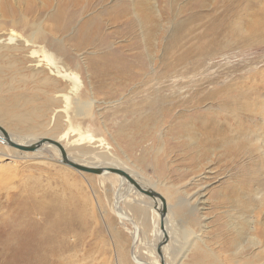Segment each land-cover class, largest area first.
Returning <instances> with one entry per match:
<instances>
[{
  "label": "rangeland",
  "instance_id": "rangeland-1",
  "mask_svg": "<svg viewBox=\"0 0 264 264\" xmlns=\"http://www.w3.org/2000/svg\"><path fill=\"white\" fill-rule=\"evenodd\" d=\"M144 1L0 0V108L10 107L0 126L24 141L51 137L75 161L114 163L160 192L165 264H261L264 142L222 141L257 125L264 135V0ZM177 29L189 39L181 63L183 49L168 44ZM38 46L58 70L44 52L31 57ZM154 76L186 86L161 100L140 85ZM236 83L254 84L249 107L238 95L221 104L222 86ZM0 146L12 156L0 160V264H138L135 249L160 264L158 199L135 191L120 200L134 227L113 208L117 175L78 171L52 148Z\"/></svg>",
  "mask_w": 264,
  "mask_h": 264
},
{
  "label": "bare ground",
  "instance_id": "bare-ground-1",
  "mask_svg": "<svg viewBox=\"0 0 264 264\" xmlns=\"http://www.w3.org/2000/svg\"><path fill=\"white\" fill-rule=\"evenodd\" d=\"M222 1V0H221ZM212 3V2H211ZM216 3V2H215ZM214 3V4H215ZM143 5H144V7L146 8V9H150V5H149V2L147 1V0H145L144 1V3H143ZM198 6H199V4H197ZM216 7V6H215ZM210 8V7H209ZM217 8V7H216ZM219 8V7H218ZM225 9V8H224ZM219 10V9H218ZM199 15V14H198ZM202 15V14H201ZM205 15V14H204ZM207 15V14H206ZM219 16V15H218ZM224 16V15H223ZM195 17V16H194ZM219 18V17H218ZM199 20V19H198ZM240 20V19H239ZM221 22V21H220ZM203 24V23H202ZM201 26V25H200ZM215 26V25H214ZM196 29V28H195ZM175 30V29H174ZM173 30V31H174ZM216 30V29H215ZM204 33V32H203ZM32 34V33H31ZM34 34V33H33ZM207 34V33H206ZM35 35L36 34H34V37H35ZM201 35H203V34H201ZM200 35V36H201ZM212 36V35H211ZM31 37V36H30ZM32 37H33V35H32ZM24 40H25V42L26 43H34V39H26V38H24ZM188 41H189V39H188V37H186V36H182L181 35V30H179V29H177V31H175V33L174 34H172L170 37H169V40H168V44L170 45V46H172V47H175V48H177V49H183V53L181 54V57H178V58H176V59H178V60H176V61H185V59L188 57V53L187 54H185V50H187V44H188ZM30 50H31V57H36L37 56V53L38 52H44V54H45V56L50 60V63L52 62V64L54 65V67H56V69L58 70V65H57V60H56V58L53 56L54 54H52V53H50V52H48V51H46V50H43V49H41L39 46H38V49H31V48H29ZM11 50H13V51H15V50H17L16 48H12ZM36 61V60H35ZM172 61H173V63H175V59L173 60L172 59ZM179 61V62H180ZM37 63H39L40 61H36ZM167 62H169V61H167ZM181 63V62H180ZM165 64H167V63H165ZM14 65V63L12 62V64H11V66H13ZM167 67H169V64L167 65ZM64 73H65V71H63V76H65L64 75ZM119 74H121L122 76H124L125 74H127V71H120L119 72ZM147 78V77H146ZM148 81L147 80H142V83L140 84L141 85V87L142 86H145L146 85V87L148 88V89H146V90H149L148 92L149 93H151V94H153V95H155V97L156 96H158V99L160 98L161 100H165V99H167L168 101H170L169 100V98L170 99H173L174 98V100H175V98H177V97H180V95H177V96H175V95H173V89H174V87L173 86H176V85H179V87H180V85H185L186 86V82L184 81V80H182V79H179V80H172V79H170V78H168L167 77V79H160V82H158V81H156L155 82V76L154 77H148ZM139 80V79H138ZM151 80V82H155L154 84H155V86L153 85V84H151V83H149V81ZM203 81V80H202ZM243 81H245V80H243ZM242 81V82H243ZM211 82V81H210ZM213 82V81H212ZM239 82V81H238ZM191 83V82H190ZM204 83V82H203ZM195 84V83H194ZM193 84V85H194ZM198 84H200V83H198ZM232 84V83H231ZM236 84H238V83H236ZM257 84V83H256ZM202 85V84H201ZM234 85V84H233ZM204 86V85H203ZM228 86V85H227ZM253 86H254V84L253 83H251L250 85L249 84H238V86H236L235 85V87H226L225 86V88H223V86H222V88H221V92H222V94H227L229 97L228 98H223L222 100H221V104L223 105L224 103H228V100H232V98L233 99H235V96L234 95H238V96H242V97H244V101H243V103L245 104V107L246 106H248L249 107V101H250V99H251V97H253V94H252V91L249 89V88H253ZM146 87H144V88H146ZM256 87H257V85H256ZM53 89V88H52ZM55 89V88H54ZM196 89V88H195ZM175 90V89H174ZM177 90V89H176ZM178 90H179V88H178ZM189 90V89H188ZM188 90L186 91V92H188ZM202 90V89H201ZM67 91V90H66ZM163 91H168V93H162ZM192 91V90H191ZM254 91H256V90H254ZM56 92V91H55ZM63 91L61 90V93H62ZM185 92V93H186ZM198 92V91H197ZM203 92V91H202ZM171 93H172V95H171ZM189 93V92H188ZM152 95V96H153ZM232 95H233V97H232ZM148 96V95H147ZM193 96V95H192ZM197 96H199V95H197ZM60 96H59V94H54L53 95V100H54V102H52V98L50 97V96H48V98L46 99L48 102H52V103H58V102H62L61 104L63 105V99L62 98H59ZM26 98H28V97H26ZM30 98V97H29ZM152 98V97H151ZM157 99V100H158ZM13 100V99H12ZM11 100V101H12ZM225 100V102H222V101H224ZM6 101V100H5ZM9 101V100H8ZM7 101V102H8ZM23 101H24V99H23ZM186 100H184V102H185ZM196 101H202V98H198V99H196ZM1 102H3L2 101V99H1ZM10 102V101H9ZM25 102V101H24ZM181 102V101H180ZM180 102H178V103H180ZM19 103V102H18ZM22 103V102H21ZM30 103V102H29ZM163 103V102H162ZM169 103V102H168ZM167 103V104H168ZM239 103H240V101H239ZM242 103V104H243ZM1 104V103H0ZM8 104V103H7ZM16 104V103H15ZM26 104V103H25ZM32 104V103H31ZM51 104V103H50ZM90 104L91 103H89V102H86V103H84L83 104V106H90ZM156 104H158V102L156 103ZM184 104V103H183ZM182 104V105H183ZM244 104H243V106H244ZM252 104H253V102H252ZM3 105V104H2ZM5 105V104H4ZM10 105V104H9ZM19 105V104H18ZM170 105V104H169ZM186 105V104H185ZM221 105V106H222ZM228 105V104H227ZM262 107H263V110H262V112H261V114H259V115H261V118H262V120H263V122H264V102H262ZM26 106H27V104H26ZM25 106V107H26ZM32 106H33V104H32ZM31 106V107H32ZM162 106V105H161ZM187 106V105H186ZM219 106H220V104H219ZM226 106V105H225ZM252 106V109L254 110V108H253V105H251ZM250 106V107H251ZM15 106H13V108H14ZM159 107V106H158ZM163 107V106H162ZM248 107L246 108V109H248ZM28 108H30V106L28 107ZM27 108V109H28ZM183 108V107H182ZM189 108V107H188ZM198 108V107H197ZM222 108V107H221ZM224 108V107H223ZM244 108V107H243ZM10 107H4V108H0V123H3V121H4V119L6 118V116L7 115H9L10 114ZM16 109V108H15ZM18 109V108H17ZM26 109V110H27ZM195 109V108H194ZM217 109L219 110L220 109V107H217ZM229 109V108H228ZM232 109H235V108H233L232 107ZM252 109H250V111L252 110ZM29 110V109H28ZM32 111H34V109H31ZM202 110H203V108H202ZM206 110H211L210 109V107H208V109H206ZM206 110H204V111H206ZM245 110V109H244ZM252 110V111H253ZM182 111V110H181ZM180 111V112H181ZM185 111V110H184ZM183 111V112H184ZM188 111H189V109H188ZM194 111V110H193ZM193 111H191V112H193ZM204 111H203V113H204ZM223 111V110H222ZM225 111V110H224ZM235 111V110H234ZM246 111V110H245ZM248 111H249V109H248ZM255 111V110H254ZM19 112V111H18ZM35 112H37V110H35ZM190 112V113H191ZM230 112H231V110H230ZM15 113V112H14ZM27 113V112H26ZM34 113V112H33ZM187 113V112H186ZM206 113L208 114V111H206ZM12 114V113H11ZM28 114H29V112H28ZM35 114V113H34ZM194 114H195V112H194ZM198 114H199V112H198ZM198 114H196L195 116H198ZM231 114H233V113H231ZM230 114V115H231ZM247 114V113H246ZM14 115H16V113L14 114ZM13 115V116H14ZM32 115V114H31ZM206 115V114H205ZM237 115V114H236ZM19 116V115H18ZM33 116V115H32ZM194 116V115H193ZM194 116V117H195ZM204 116V115H203ZM234 116V115H233ZM238 116V115H237ZM236 116V117H237ZM248 116H250V115H248ZM207 117V116H206ZM232 117V116H231ZM33 118V117H32ZM187 118H189V116L187 117ZM196 118V117H195ZM199 118V117H198ZM204 118V117H203ZM233 118V117H232ZM238 118V117H237ZM20 119H22V118H20ZM213 119V118H212ZM27 120V119H26ZM31 120H33V119H31ZM190 120V119H189ZM201 120V119H200ZM217 120H219V119H217ZM217 120H215V121H217ZM11 121V120H10ZM20 121V120H19ZM22 121V123H23V120H21ZM29 121V120H28ZM227 121V120H226ZM13 122V121H12ZM26 122V121H25ZM24 122V123H25ZM237 122H239L238 120H237ZM6 123V122H5ZM10 123V122H9ZM19 123V122H18ZM21 123V122H20ZM239 123H241V122H239ZM13 124V123H12ZM197 124V123H196ZM218 124V123H217ZM217 124H214V126L215 127H217L218 125ZM11 126V125H10ZM9 126V127H10ZM59 126V125H58ZM255 126V125H254ZM13 127V126H12ZM14 127H16V126H14ZM212 127V126H211ZM248 127V126H247ZM7 128V127H6ZM6 128H3L2 126H0V137H4L5 136V134H7L8 136H9V138H11V140L12 141H14V142H17V143H19V144H27V143H32V142H35V141H37V140H39V138L40 137H37V138H35V139H31V140H29V141H24V140H22V139H16L15 137H14V135L13 134H15V132L12 134L11 133V131H9L8 129H10V128H8V129H6ZM26 128V127H25ZM31 128V127H30ZM57 128V127H56ZM14 129V128H13ZM214 130V129H213ZM237 130H238V128H237ZM245 130V129H244ZM252 130H255V132H253ZM13 131V130H12ZM21 132V131H20ZM235 132V131H234ZM233 132V133H234ZM244 132V131H243ZM213 133V132H212ZM211 133V134H212ZM238 133V132H237ZM237 133H234V134H230V136H228V135H226V136H228V137H225V138H223V141H222V143H223V145L224 146H228V145H230L231 144V142H232V144H234V146H239L240 148H243V147H241V145H238V144H236V140L239 138V137H244V138H241V140H246V141H248L249 143H250V140H254V141H256V142H264V135H262L261 136V132L259 131V126L257 125V126H255V128L254 129H252V128H250L249 129V131L248 132H244V135L245 136H242L241 134L239 135V134H237ZM208 134V133H207ZM210 134V135H211ZM214 135V134H213ZM213 135H212V137H213ZM209 136V135H208ZM224 136H225V134H224ZM219 137V136H218ZM221 137V136H220ZM217 138V137H216ZM249 138H251V139H249ZM220 140V139H219ZM212 141V140H211ZM234 142V143H233ZM239 142H241V141H239ZM6 144V143H5ZM220 144V143H219ZM231 144V145H232ZM236 144V145H235ZM216 145V144H215ZM7 146H9V145H7ZM219 146V145H218ZM233 146V147H234ZM243 146V145H242ZM11 147V146H10ZM262 147H264V144H263V146ZM13 148V147H12ZM49 148H52L53 150H54V152L57 154L56 155V157L57 158H54L55 160H58V159H60V152H59V150L58 149H56L57 147H55L54 145H52V144H49V143H44V144H42L40 147H38V148H36L35 150H32V151H24V152H28V153H31V152H37L38 154L37 155H39V153H41L42 152V150H48ZM15 149H17V148H15ZM9 150H11V149H9ZM19 150V149H18ZM50 150V149H49ZM11 151H13V150H11ZM20 151H22L23 152V150H19V152ZM10 152V151H9ZM9 152H5V151H3V147H1L0 146V160H2L4 157H10L11 156V154L9 153ZM14 152H16V151H14ZM25 153V154H26ZM16 154H18V153H16ZM40 156V155H39ZM71 160H73V161H75L73 158H71L69 155H67ZM12 157V156H11ZM49 159V158H48ZM75 162H77V161H75ZM80 163V162H79ZM83 164H86V165H94L93 163H84L83 162ZM108 165H116V164H114V163H111V164H108ZM130 173V172H129ZM103 174H107V173H103ZM103 174H99V175H103ZM104 176V175H103ZM114 177V176H113ZM118 179H120V177L118 176ZM121 180V186L118 188V193H117V195H121L122 194V192L123 191H125L127 188H128V183H127V181H125L124 179H120ZM119 180V181H120ZM130 186V185H129ZM117 191V190H116ZM115 191V192H116ZM135 189L133 188L132 189V193H135ZM139 193V192H138ZM141 194V193H140ZM150 199H152V200H154V199H158L159 201H160V199L159 198H157V197H155V198H150ZM123 202V201H122ZM124 202H125V200H124ZM113 203V202H112ZM161 203V202H160ZM117 208L120 210H118L119 211V213H120V215L119 216H121L120 218L121 219H123V220H128L127 218H123L124 217V215H126V216H128L127 214H126V211H124L122 208H121V206L119 205V206H117ZM153 208V210H155V211H158V210H160L161 209V206H160V208H156L155 206H153L152 207ZM157 215H158V220H159V214H158V212H157ZM167 215V214H166ZM134 222V221H133ZM135 225H136V227H137V225H138V223H136V224H134L133 226L135 227ZM163 225H164V229H165V220H164V222H163ZM132 226V227H133ZM140 228V227H139ZM138 229V228H137ZM159 231L160 232H162L161 231V229H160V222H159ZM135 231H132V234L133 233H135L133 236H136L137 237V230L136 229H134ZM139 231V230H138ZM140 232V231H139ZM139 232H138V235H139ZM165 232H166V230H165ZM167 234V233H166ZM140 237V236H139ZM162 238H163V232H162ZM161 238V239H162ZM160 239V240H161ZM138 241L140 240V238H138L137 239ZM168 240V239H167ZM159 242V241H158ZM167 243V242H166ZM158 244V243H157ZM165 245V244H164ZM164 245L162 246V252H163V248H164ZM137 246V245H136ZM28 250V249H27ZM155 252H156V250H155ZM131 253H132V256H133V259L135 260V262L136 263H138V264H143V263H146V262H148V261H144L141 257H139L138 256V253H136V249H135V252H133V250H131ZM164 255V254H163ZM158 260H159V257H158ZM165 260V259H164ZM261 260V259H260ZM259 261V260H258ZM262 262V261H261ZM148 263H150V262H148ZM159 263H160V260H159ZM151 264V263H150ZM255 264V263H254ZM261 264H264V261H263V263H261Z\"/></svg>",
  "mask_w": 264,
  "mask_h": 264
},
{
  "label": "water",
  "instance_id": "water-1",
  "mask_svg": "<svg viewBox=\"0 0 264 264\" xmlns=\"http://www.w3.org/2000/svg\"><path fill=\"white\" fill-rule=\"evenodd\" d=\"M0 142L6 143L7 145L13 147V148H17L19 150H23V151H32L35 150L36 148L40 147L42 144L44 143H49L54 145L55 147H57V149L60 152V159H58L59 162H61L62 164H65L69 167H72L78 171H83V172H88V173H93V174H103V173H112L115 174L117 176L120 177V179H124L125 181H127V183L130 185H128V188L126 189V192L122 195H117V191L114 192V202H113V208L115 213L119 216V209L117 208V205H119L120 200L126 198L129 193L132 192V189L134 188L137 192L149 197V198H159L160 202H161V209L158 210V214H159V222H160V229L163 232V238L158 242V244L156 245V254L159 257L160 260V264H165V260H164V255L162 252V246L164 244H166L167 239H168V235L165 232L164 229V225L163 222L166 218V214H167V204H166V200L164 198V196L156 191L155 189L148 187V185L142 184L139 180H137L135 177H133V175L131 173H129L126 169L121 168L117 165H101V164H94V165H86L83 163H79V162H75L73 160H71L68 156L67 153L65 151L64 146L57 140L51 138V137H40L39 140L32 142V143H27V144H19L17 142H14L11 140V138H9V136L7 134H5L4 137H0ZM119 179V180H120ZM121 180L119 181V187L121 186ZM119 210V211H118ZM121 217V216H119ZM123 218H127L129 221L132 222V224H134V222L131 219L130 216H126L124 215ZM137 238H132V244H131V248L132 249V245L135 244V240ZM130 257L133 258L132 253L129 252ZM145 264V263H143ZM148 264V263H146Z\"/></svg>",
  "mask_w": 264,
  "mask_h": 264
}]
</instances>
